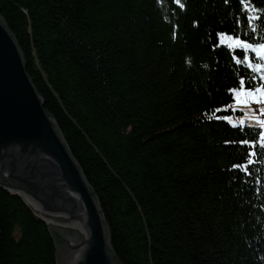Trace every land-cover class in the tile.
I'll use <instances>...</instances> for the list:
<instances>
[{
	"label": "trees",
	"instance_id": "obj_1",
	"mask_svg": "<svg viewBox=\"0 0 264 264\" xmlns=\"http://www.w3.org/2000/svg\"><path fill=\"white\" fill-rule=\"evenodd\" d=\"M181 3L0 0V17L119 264H264V99L243 50L264 44V0ZM0 264H57L47 224L3 188Z\"/></svg>",
	"mask_w": 264,
	"mask_h": 264
},
{
	"label": "water",
	"instance_id": "obj_2",
	"mask_svg": "<svg viewBox=\"0 0 264 264\" xmlns=\"http://www.w3.org/2000/svg\"><path fill=\"white\" fill-rule=\"evenodd\" d=\"M0 180L32 195L49 227L57 264H119L95 195L26 72L22 51L0 17ZM74 198L82 199L81 213Z\"/></svg>",
	"mask_w": 264,
	"mask_h": 264
},
{
	"label": "bare ground",
	"instance_id": "obj_3",
	"mask_svg": "<svg viewBox=\"0 0 264 264\" xmlns=\"http://www.w3.org/2000/svg\"><path fill=\"white\" fill-rule=\"evenodd\" d=\"M6 181L3 180V182L0 180V188L6 185ZM9 192L18 194L21 199L27 203V205L32 209L35 210L41 217L44 218V220L51 226V228L55 229L54 227V221L51 220L48 217L43 216L42 214L39 213V211L42 209V205L39 201H37L32 195H29L24 192H16L15 188L10 186ZM75 199V204H76V212L81 213V206H82V199L81 198H74ZM48 226V225H47ZM49 228V227H48ZM50 230V229H49Z\"/></svg>",
	"mask_w": 264,
	"mask_h": 264
},
{
	"label": "snow or ice",
	"instance_id": "obj_4",
	"mask_svg": "<svg viewBox=\"0 0 264 264\" xmlns=\"http://www.w3.org/2000/svg\"><path fill=\"white\" fill-rule=\"evenodd\" d=\"M176 3L180 6V7H183V4L181 3V0H176ZM173 38L175 39V33H174V35H173ZM237 39H238V37H237ZM248 47H251L250 45H248ZM261 48H264V45H261L260 46ZM253 51H255V49H252ZM187 63H191V60L189 59L188 61H186ZM239 62V61H238ZM257 70H259V65L257 66ZM243 80L240 82V85H239V87L240 88H243ZM262 87H264V86H262ZM261 89H249V91L251 92V91H260ZM234 92L235 91H237L236 89H234L233 90ZM244 143H247L246 141L244 142ZM253 155L255 154V153H252ZM252 163H254V161H252V160H249L248 161V163L247 164H243V165H234L233 167L234 168H240L241 169V171H243V172H245V173H247V172H249V168H248V165L249 164H252Z\"/></svg>",
	"mask_w": 264,
	"mask_h": 264
},
{
	"label": "rangeland",
	"instance_id": "obj_5",
	"mask_svg": "<svg viewBox=\"0 0 264 264\" xmlns=\"http://www.w3.org/2000/svg\"><path fill=\"white\" fill-rule=\"evenodd\" d=\"M250 119L253 121V122H258V116L257 115H254V114H251L250 116ZM3 189H6V190H10V188H8L7 186H3L1 187ZM56 245V244H55ZM57 250V249H56ZM58 259V258H57ZM60 264V263H59Z\"/></svg>",
	"mask_w": 264,
	"mask_h": 264
}]
</instances>
